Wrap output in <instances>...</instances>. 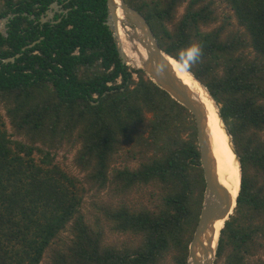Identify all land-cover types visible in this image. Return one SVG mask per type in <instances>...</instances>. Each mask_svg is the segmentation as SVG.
<instances>
[{"label": "trees", "instance_id": "obj_1", "mask_svg": "<svg viewBox=\"0 0 264 264\" xmlns=\"http://www.w3.org/2000/svg\"><path fill=\"white\" fill-rule=\"evenodd\" d=\"M125 1L181 64L183 50L200 45L185 68L219 105L240 165L213 264H264V0ZM71 4L54 25L39 29L20 13L0 33V104L12 128L0 114V264H40L47 250L48 264H186L205 189L193 116L121 62L106 0ZM64 143L79 144L84 180L53 161ZM123 148L134 167L114 166ZM86 184L122 193L153 185L160 202L102 205L109 228L130 236L105 243L82 210Z\"/></svg>", "mask_w": 264, "mask_h": 264}, {"label": "water", "instance_id": "obj_2", "mask_svg": "<svg viewBox=\"0 0 264 264\" xmlns=\"http://www.w3.org/2000/svg\"><path fill=\"white\" fill-rule=\"evenodd\" d=\"M106 8L107 15L104 23L112 32L121 62L123 64H130L129 58L124 53L122 46L118 43V6L114 0H106ZM119 8L121 9L123 15V18L120 21L121 24L123 26H129L132 29L131 32L127 33L126 37L131 44L130 50L139 52L140 46L145 51L144 57H141V53L139 52L142 60L140 67L132 64L130 65L137 69H142L156 85L165 90L173 99L186 107L193 116L196 127L197 144L200 151V162L203 168L205 180V189L198 221L192 238L188 244L186 264H213L220 230L223 227L225 220L228 219L230 214H232L236 205L237 196L233 200L229 190H227V188L223 186L218 179L216 164L213 158L210 138L207 130V114L205 106L195 96V94H193L189 87L176 75L171 63L168 60V57L172 56L167 54L159 46L145 16L137 9L130 6L125 0L120 1ZM5 20L6 17L3 21ZM0 28H3V26H0ZM41 38L24 45L21 50L24 51L26 48L33 46ZM21 53L22 52H18L13 56L5 57L2 61L13 62L16 57L21 55ZM180 65L187 70L182 64ZM205 90L207 91L206 88ZM211 99L213 100L212 97ZM221 219L223 220V225L217 231L215 223Z\"/></svg>", "mask_w": 264, "mask_h": 264}, {"label": "rangeland", "instance_id": "obj_3", "mask_svg": "<svg viewBox=\"0 0 264 264\" xmlns=\"http://www.w3.org/2000/svg\"><path fill=\"white\" fill-rule=\"evenodd\" d=\"M181 11L182 8L179 9V13ZM130 66L133 67L132 65ZM213 103L214 106L216 107V110H218L219 105L216 104L215 101H213ZM0 114L3 116L5 120L6 129L8 130V132H11L12 128L10 123L8 122L7 117L4 115L5 112L2 104H0ZM223 125L225 126L224 123ZM262 135L264 137V130L262 131ZM78 148H79V144L72 145V143H64L59 148L52 150V154L54 155L53 161L57 163L60 167H62L64 170H66L68 173L75 175L79 179L84 180V178H86L87 170H84L75 161ZM115 157H116V161L114 163L115 167L118 166L121 167L124 164H129L131 167H134L135 164L137 163L136 160L128 163L125 161V158H127L126 148H123V150L120 151V153H118L117 155H115ZM86 186H87V191L84 193L82 210L85 219L88 223L94 225V223L98 221L97 224L104 228L105 243H114L120 245L125 241H129L130 236L128 234L115 232L109 228L105 220V217L103 215V210L101 209L102 205L117 204L118 202H127L128 204L134 207L143 206L148 208H154L156 204L160 202V198L158 195L159 189L153 185L139 186L129 193L127 192L122 193L121 191L116 190L112 186L105 187L104 189L101 190H97L95 188H88V184H86ZM62 236L65 239H68L70 237V233L68 231H64L62 233ZM260 253L262 258H264V249H262ZM48 263H49V250L45 252L40 264H48ZM161 264H172V262L170 259L167 258Z\"/></svg>", "mask_w": 264, "mask_h": 264}, {"label": "bare ground", "instance_id": "obj_4", "mask_svg": "<svg viewBox=\"0 0 264 264\" xmlns=\"http://www.w3.org/2000/svg\"><path fill=\"white\" fill-rule=\"evenodd\" d=\"M117 4V17L118 21V43L122 46L124 53L129 58V63L135 66H141V57L145 56V51L139 46V52L130 50V42L126 39L127 33L131 32L129 26H123L121 19L123 18L121 9L119 8L121 0H114ZM143 59V58H142ZM173 70L176 75L189 87V89L195 94V96L205 106L207 114V130L210 138L211 149L213 158L216 164L217 175L220 183L229 190L233 200L238 194L240 175H239V162L237 154L234 151L232 141L227 133L224 125L221 122L219 115L217 114L216 107L213 100L206 92L205 88L199 83V81L193 78V75L185 70L177 60L172 57H168ZM223 225V220H218L215 223V228L218 231ZM191 264V263H189Z\"/></svg>", "mask_w": 264, "mask_h": 264}, {"label": "flooded vegetation", "instance_id": "obj_5", "mask_svg": "<svg viewBox=\"0 0 264 264\" xmlns=\"http://www.w3.org/2000/svg\"><path fill=\"white\" fill-rule=\"evenodd\" d=\"M72 0H49L44 8L40 0H0V33L6 36L9 29L10 21L18 14H23L31 19L34 25L41 29L45 24L54 25L62 20L75 4H71ZM18 11L13 9L23 8ZM6 17V20L4 18ZM6 32V34H5ZM43 37L42 35L39 38ZM38 38V39H39Z\"/></svg>", "mask_w": 264, "mask_h": 264}, {"label": "clouds", "instance_id": "obj_6", "mask_svg": "<svg viewBox=\"0 0 264 264\" xmlns=\"http://www.w3.org/2000/svg\"><path fill=\"white\" fill-rule=\"evenodd\" d=\"M202 49L198 43H193L183 50L181 61L184 67L190 68L201 56Z\"/></svg>", "mask_w": 264, "mask_h": 264}]
</instances>
